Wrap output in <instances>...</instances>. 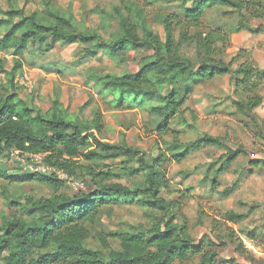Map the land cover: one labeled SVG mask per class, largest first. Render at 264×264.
<instances>
[{"label": "trees", "instance_id": "1", "mask_svg": "<svg viewBox=\"0 0 264 264\" xmlns=\"http://www.w3.org/2000/svg\"><path fill=\"white\" fill-rule=\"evenodd\" d=\"M119 1L120 5L112 6L110 13L94 10L103 22L108 18L107 21L117 25L112 39L105 41L96 32L75 31L74 18L67 12L54 10L50 0L40 1L45 15L42 19H38L36 12H25L22 7L13 6L14 0H0L6 4L5 9L0 7V52L9 53L12 58L22 56L32 43L41 46L47 41L46 51L57 43L86 46L76 56L77 63L90 62L100 52L116 64L118 56L131 52L141 54L139 59L135 58L136 72L94 75L91 77L93 88L103 98H108L106 103L110 109L145 113L156 121V138H168L149 158L129 146L122 134L118 142L105 141L100 112L91 111L87 120L71 119L59 106L57 93L52 102L55 112L41 115L17 96L18 86L14 80L19 65L15 62L6 74V93L0 96V163L3 157L7 161L12 151L43 154L47 166L73 180L75 170L80 169L78 161H83L90 164L85 170L89 189L59 193L65 183L55 173L21 176L0 170V180L4 182L33 181L53 191L49 198L27 197L24 202L19 197L5 200L7 205L15 206L18 213L0 223V264H241L237 258H221L217 250L219 246L233 245L239 258L247 255L241 239L235 238L232 232L228 231L225 236L227 243L218 236L203 235L195 240L187 234L185 219L179 217L180 203L162 194L163 191L170 194L164 167L169 163L180 164L204 149L214 150L219 156H212L206 164L199 183L221 198H228L235 191L244 169L238 171L229 167L239 157L247 156L245 150L242 147L231 149L222 138L206 133L181 142L180 131L174 126L193 129L184 119V105L198 86L209 85L225 76H229L231 107L252 122L258 119L255 110L263 103L264 70L256 67L247 50L240 49L231 57L226 56V51L233 34L264 35V1L176 0L183 3L177 14L158 17L163 39L153 33L144 8L139 7L136 0ZM213 9L222 10L223 21L232 17L234 25L206 23V13ZM175 30H178L177 37ZM188 45L194 49L192 60L178 55L180 49ZM0 73H3L2 63ZM88 106L89 101L80 106L78 112L81 114ZM260 121L264 126V120ZM255 129L259 133L257 126ZM120 160L123 174L139 181L132 187L114 182L117 175L100 169L106 168V162ZM252 169L264 177V159L248 160L249 175ZM225 174H234L237 178L221 189V176ZM191 190L189 187L185 191ZM5 192L3 187L2 195L5 196ZM122 205H134L145 215L149 213L155 218L154 214H160L162 218L146 231L105 233L97 230L102 208ZM258 207L249 206L247 214L227 211L221 217L225 223L237 224ZM260 207L264 214V203ZM176 219L181 222L174 226ZM92 233L99 250L86 246ZM246 236L250 241L256 237L253 231ZM110 241L117 242L118 248L112 249Z\"/></svg>", "mask_w": 264, "mask_h": 264}, {"label": "rangeland", "instance_id": "2", "mask_svg": "<svg viewBox=\"0 0 264 264\" xmlns=\"http://www.w3.org/2000/svg\"><path fill=\"white\" fill-rule=\"evenodd\" d=\"M41 0H14L15 7H22L25 12H36L38 19H42L45 15L43 7L40 4ZM264 1V0H262ZM150 2V3H149ZM51 7L60 13L67 12L71 15L73 20V27L78 32H96L100 37L109 41L112 39V34L116 31L117 25L114 21L102 20V17L96 10H104L111 12L112 6L120 5L119 0H50ZM139 7H143L147 16V22L153 31L160 39H163V31L159 24L158 17L165 14L178 13L182 8L183 3L176 0H136ZM162 6V7H160ZM1 8H6V4L0 2ZM92 10V11H91ZM80 19V20H79ZM229 21L224 23L230 25L232 17L228 18ZM178 30H175L174 35L177 37ZM175 37V38H176ZM46 44L48 41L39 45L32 43L29 48L23 52L22 56L15 59L9 53L0 52V63L3 64V73H0V96L6 93L4 88L7 83L8 76L15 62L18 63L19 68L15 74L17 77L20 73H26L30 80L31 92H28L24 87L16 86L17 96L25 101L30 108L35 109L41 115H49L55 112L52 105L51 97L47 88L37 87V77L33 71L40 68H48V66H56L55 60L59 58L62 53L61 48H66L62 43L53 45L50 51H46ZM258 50L260 42H256ZM76 54L83 48L84 45H74ZM52 51L51 54L48 55ZM78 52V53H77ZM250 56L258 66L256 56L250 51ZM63 54V53H62ZM194 49L191 45L184 46L180 49L179 57L194 59ZM142 55L139 53H127L116 58L117 64L113 63L110 58L102 56L101 53L91 63L94 67L93 70L97 74H110L118 75L124 72L133 73L137 71L138 62L135 58L139 59ZM70 61V60H69ZM51 62V63H49ZM62 63H66L62 62ZM68 65V64H67ZM44 66V67H43ZM3 76V77H2ZM228 77L225 79H217L215 82L206 84L202 89H198L195 94L193 93L187 103L184 105V119L193 126V129L182 128L174 126V129L180 131L179 140L181 142H188L193 140L199 134H208L215 137H220L224 140L225 144L231 149L236 150L242 147L247 156H241L237 159L229 169L243 170L242 177L237 181V186L232 195L228 198H221L209 190L205 184L199 183L204 173L206 164L211 160L212 156H219L214 153V150L204 149L183 161L180 164L169 163L164 167L167 189L170 194L166 195L163 191L162 194L166 198L180 203L179 217H183L186 222V232L195 240H199L203 235L208 238H218L227 243L225 237L229 232H232L235 238H240L241 243L248 252L247 255L239 258L234 251L233 245L227 247L219 246L218 252L221 258H237L241 264H264V214L262 207L264 203V177L263 174L256 169H252V174H248L247 161L250 159H264V126L260 120H264V88L261 91L263 103L257 110L259 113L258 119L255 122L238 115L231 107V88ZM60 91V88H57ZM85 91V90H84ZM48 92V93H47ZM75 97H79L78 107H71L70 103L64 105L62 108L67 112V116L71 119L79 117L81 120H86L90 117L93 110H98L102 115L104 122V129L102 138L108 142H118L120 134L125 138L126 143L145 154L147 158L156 154L155 149L162 143L163 140L168 138L158 139L154 132L156 121L147 117L145 113L139 111L130 112H117L110 109L106 103L107 97H102L96 90L93 92L89 90L87 98L84 97L83 89H75ZM10 93V92H9ZM206 94V96L204 95ZM65 97V96H64ZM63 97V98H64ZM215 97L218 103L213 107L209 99ZM54 99V97H53ZM89 101V106L80 114L78 112L79 106ZM255 124V125H254ZM256 126L259 133L256 131ZM263 137V138H262ZM215 157V158H216ZM120 161L113 163L106 162V168H100L103 171H109L117 175L118 178L114 182L120 183L125 186L132 187L139 181L134 178H127L123 171ZM80 169H76L72 178L78 184H82V189L88 190V180L85 175V170L90 167V164L78 161ZM134 166V165H131ZM246 169V170H245ZM0 170L5 171L10 175H27L20 166L9 163L5 158H2L0 163ZM237 178L234 174H225L221 176V189L230 186ZM65 183V182H64ZM5 188L6 194L2 195V188ZM192 187L191 191H185L187 188ZM78 187L68 186L66 183L59 190V193H74L80 191ZM53 196V191L46 187L44 184L37 182H4L0 180V223L3 219H8L17 211L16 207L12 204L7 205L5 200L19 197L22 202L28 198H49ZM246 204V205H243ZM258 205L259 207L248 218L240 223L231 224L225 223L222 219V214L227 211H233L239 214H247L249 206ZM18 213V212H17ZM16 213V214H17ZM23 214V213H21ZM155 218L148 214H144L142 210L134 205L122 206H105L102 208L100 215L96 222V228L105 233L115 232L117 230H137L146 231L152 224L156 223L162 218L160 214H154ZM180 219L173 222L174 226L179 225ZM254 232L256 237L252 241L248 240L246 234ZM91 237L86 241V246L93 250H99V245ZM225 243V244H226ZM218 246V243L215 242ZM112 249L118 248V243L110 241ZM253 258V260H250ZM177 264V263H174Z\"/></svg>", "mask_w": 264, "mask_h": 264}, {"label": "crops", "instance_id": "3", "mask_svg": "<svg viewBox=\"0 0 264 264\" xmlns=\"http://www.w3.org/2000/svg\"><path fill=\"white\" fill-rule=\"evenodd\" d=\"M221 12L222 10L220 9H213V10L208 11L205 16L206 23L212 26L223 25L224 21L220 17ZM231 22L232 23L230 25L233 26L235 23L234 20L232 19ZM260 41H261V44L259 45V48L257 50L256 47L258 45L255 43L256 42L258 43ZM61 49H62L61 51L63 54L62 53L59 54L60 57L55 60V63H57L56 66L54 67L48 66V68L46 69L40 68V69L34 70L33 76L35 74L37 77V87L40 86L42 88H47V90L49 91V93L48 92L47 93L50 94L48 97H51L52 102L54 100L53 99L54 95L57 93L59 97L58 104L61 108H65L64 105H68L69 103L71 107L77 108L79 105V97L77 96L75 97L76 93L73 91H75V89L77 90L83 89L84 97L88 99L87 97L88 95L86 92H88L89 90H91L92 92L94 91V88H93L94 83H93V80H91V77H93L94 75H100V74H97L93 70L94 66L91 63L95 59L90 62L77 63L76 56H78V54H76L75 52L76 50L74 48V45L66 46V48H61ZM240 49H245L248 52L250 51L254 56H256L257 57L256 61L258 63V66L256 65V67L259 70H264V35H250L247 32H240V33L231 35L230 36V47L226 51V56L231 57ZM51 53L52 51L48 55H53ZM64 61L65 62L67 61L68 65L66 63H62ZM225 77H228L227 81H229V76H225ZM225 77H223L222 80L225 79ZM215 83L217 82H214V84ZM203 87H205V85L198 86L195 89L194 94L195 92H197L199 88L202 89ZM57 88H60V91H57ZM204 95L206 96V94ZM208 101H211V105H213V103H218L215 97L209 99ZM216 105L217 104H214L213 107ZM259 108L255 110V114L258 117L260 116L259 113L257 112Z\"/></svg>", "mask_w": 264, "mask_h": 264}, {"label": "built area", "instance_id": "4", "mask_svg": "<svg viewBox=\"0 0 264 264\" xmlns=\"http://www.w3.org/2000/svg\"><path fill=\"white\" fill-rule=\"evenodd\" d=\"M14 83L17 86L24 87L26 90H28V92H31L30 80L26 73H20L14 80ZM44 157L45 156L43 154H25L19 151H12L9 153L7 160L9 163L20 166L21 169H23V171L26 173L41 174L46 176L55 173L57 177L64 181L68 186H73V188L77 186L78 190L81 188L80 191H84L82 189V184H78L71 178H68L61 171H57L54 168L47 166L44 163Z\"/></svg>", "mask_w": 264, "mask_h": 264}]
</instances>
